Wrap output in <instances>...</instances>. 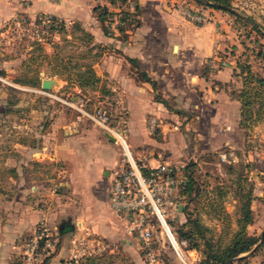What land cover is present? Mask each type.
<instances>
[{
    "label": "crops",
    "instance_id": "0c3cea01",
    "mask_svg": "<svg viewBox=\"0 0 264 264\" xmlns=\"http://www.w3.org/2000/svg\"><path fill=\"white\" fill-rule=\"evenodd\" d=\"M80 1L0 0V17L10 18L16 11L35 17L49 14L65 22L66 27L75 20L91 34L92 44L101 47L98 59L92 65L104 87L103 91L94 92L118 103V113H124L127 118L124 127L127 141L137 156L144 157L150 165L157 163L159 157L154 155L157 151L173 160L185 156L187 145L178 131V113L169 109L167 98L172 96L177 101L183 98L181 92L189 84L186 79L192 80L193 76L205 91L204 95L214 96L217 107L223 109H218L215 114L208 113L209 123L218 116L232 118L240 115L236 96L227 94L223 88L212 90L210 82L201 76L202 64L207 56H212V47H221L223 36L232 35L230 23L225 19L229 13L208 7L211 19L197 26L177 13L169 0H125L137 5H134V12L139 9L140 14L135 27H123L126 34L121 36L120 28L106 33V19L101 20L93 11L96 5L117 10V0H82L81 12ZM218 20L220 27L224 26L229 33L216 30ZM194 27L202 30L194 31ZM188 28H191L190 32ZM212 59L219 58L213 55ZM225 69L223 66L214 73L220 80L218 83L221 82L220 86L226 81L218 74ZM143 73L155 81V86ZM59 77L63 83L67 82ZM56 80L54 85H58ZM71 84L74 85L72 88L79 89L76 84ZM156 95L166 103L157 100ZM228 104H233L234 110L227 109ZM34 108L28 115V118L33 117L29 119L34 125L32 132L26 131L34 139L21 135L22 139L6 148L7 153L2 159L0 264H9L14 256L20 255V236L33 232L39 222L55 232L62 221L68 222L66 227L70 230L62 234L58 232L59 244L48 264H70L71 233L78 228L123 242L131 250L134 264H141L137 238L126 232L119 223L120 218L109 207L111 182L119 167L117 144L101 127L81 119L80 114L75 117L72 110L56 106L46 110ZM151 117L160 121L157 124L161 135L155 136L148 130L147 122ZM239 126L242 127L240 121ZM261 195V192L257 193L251 201L253 221L246 227L248 233L258 234L264 225V222L261 225L255 223L259 210L264 208L258 198ZM217 228H221L220 223Z\"/></svg>",
    "mask_w": 264,
    "mask_h": 264
},
{
    "label": "rangeland",
    "instance_id": "374dc122",
    "mask_svg": "<svg viewBox=\"0 0 264 264\" xmlns=\"http://www.w3.org/2000/svg\"><path fill=\"white\" fill-rule=\"evenodd\" d=\"M193 1L198 3V0ZM205 1H207L205 4H198L210 7L208 0ZM81 3L82 0L78 4L80 12L83 9ZM230 5L235 14L227 12L229 14L225 19L230 23L232 35L223 36L221 47L218 48L215 45L212 47V56H207L202 64L201 76L210 82L212 90L223 88L227 94L236 96L242 87V65H249L253 72L264 75V0H230ZM115 6L118 9L112 10L114 12L119 10L128 12L129 21H124L125 23L121 26L133 29L140 14L139 9L134 12V8H132L131 12L129 10L131 9L130 3L128 4L124 0L122 2L117 0ZM34 17L22 11H16L15 15L10 18L1 19L0 17V187L4 184L1 175L3 173L2 159L7 153L6 148L11 146V143L22 139L21 135L33 138L27 133L32 132L31 128L34 126L29 121L33 117L28 118L29 112L35 109L34 107L46 110L56 106L59 109L72 110L76 117L80 114V110L76 106L82 105L83 108L90 111L96 106H101L110 111L111 125L125 127L127 123L124 113H118V109H116L118 103L114 99L94 92V90L103 91L104 89L99 83V78L92 86L85 85L82 89L80 87H78L79 89L72 88L74 85L70 82L63 83L59 79L61 78L59 76L64 78L68 73H75L77 67L86 70L88 65L98 59V51L101 47L92 44V40L89 42L88 36L76 29L75 25L78 22L75 20L69 24V27L63 26L59 35L58 32L57 34H48L43 40V44H39L41 40L36 38L35 30L39 31L41 25H37L36 22L39 16ZM209 17L208 20L211 19L210 15ZM107 21L110 20L107 19ZM193 23L199 26L204 22ZM216 23L215 27L218 25ZM219 24L221 25V22ZM105 27L108 31L106 23ZM194 28V31L202 30L200 27ZM220 29L223 33H229L224 30V26L216 30ZM190 31L191 28H188V32ZM213 31L215 32L214 29ZM119 32L121 36L126 34L122 29ZM45 53L48 55L46 56ZM213 55L218 56L219 59L213 60ZM69 66L72 70L68 72L66 68ZM223 66H226V71L218 75L226 82L220 86L221 82L218 83L220 80L214 76V73ZM196 70H199L198 67ZM24 75L34 77L36 85L21 84L14 80L16 77H24ZM44 78H56L59 81L58 85L43 89L41 81ZM195 79L196 76H193L192 80L186 79L189 84L181 92L184 95L183 98L178 101L174 100L172 96L167 98L171 106L169 109L178 113V131L180 130L181 135L184 136L187 145L185 156L173 160L162 151H157L154 155L159 157L158 152H161L159 158L184 163V165L190 163L198 181L202 202L205 205L208 199L214 200L206 207L202 206L199 209V218L205 225L211 227L212 232L216 235L219 231L217 228L219 223L229 224L230 228L236 227V192H239L241 196L247 195L251 189L255 196L257 193L263 194L264 192V119L245 122L242 127L239 126V121H242L240 115L232 118L218 116V119L209 123V117L206 115L219 112L217 111L219 108L215 103L214 96H205V91L200 88ZM66 100L73 102L74 105L67 103ZM228 105L227 109L234 110L233 104ZM120 116H122L121 119ZM81 119L91 121L101 127L85 116H82ZM119 121L120 123H118ZM156 121L160 122L157 119ZM174 122L177 123L176 120ZM27 124H29L28 127ZM101 128L107 132L105 128ZM159 132L160 127L157 124L152 134L161 135ZM229 141H233V143ZM114 142L118 146L119 164L123 157L122 147L118 141ZM229 150L233 151L234 159L231 157L228 160L222 159L220 154ZM180 200L183 202L185 198ZM220 205H222L223 211L227 212L226 215L221 212V217L218 218L215 214L211 216L206 212L211 206V209L218 213ZM191 206L192 204L189 207L191 208ZM188 210L190 209L188 208ZM174 215V217L170 216L168 224L174 235L177 236L178 227L184 220L185 214L183 216L179 212ZM263 222L264 208H261L255 223L261 225ZM119 223L122 224L121 220ZM48 231H50V237L56 240L58 230H55L57 233L54 230L48 229ZM85 231L84 228L73 230L72 238L78 240L82 236H86ZM31 233L28 231L20 236L22 245ZM90 235L103 238L108 242V246L92 255H84L76 250L78 245L75 246L72 243L73 250H69V254H72L69 259L70 264H134L130 257L131 250L123 242L109 240L96 231H91ZM161 241L158 248L162 251L166 264H201L203 253L200 247L196 248L197 258L188 260L178 256L163 230ZM137 244L141 264H149L144 257L140 243ZM185 247L188 246H182L183 249ZM73 253H77V256H73ZM86 257H90V259L87 260ZM247 264H264L263 246L248 255Z\"/></svg>",
    "mask_w": 264,
    "mask_h": 264
},
{
    "label": "built area",
    "instance_id": "2783aa9c",
    "mask_svg": "<svg viewBox=\"0 0 264 264\" xmlns=\"http://www.w3.org/2000/svg\"><path fill=\"white\" fill-rule=\"evenodd\" d=\"M169 2L177 13L189 21L202 23L210 18L208 8L193 0H169ZM130 5L132 12L135 4L130 2ZM36 22L37 25H41L39 31L35 30L36 38L43 41L48 34H57L62 20L53 19L49 14H41ZM216 22H218L216 23L218 24L216 29H218L220 21ZM123 24L124 21L116 17L110 21L106 20L107 32H116L119 25ZM66 102L74 105L73 102L67 100ZM76 107L82 116L105 128L113 136L114 141L121 144L123 157L111 182L109 207L120 218L126 232L137 238L147 262L166 264L162 251L158 248L162 243V230L166 233L178 256L188 260L197 258V249L194 247L183 249L182 246L187 245V241L183 238L178 239L168 224L170 216L174 217L175 213H179L178 195L181 185L185 182L184 163L159 158L155 165H150L144 157H139L133 152L127 141L126 129L123 126L110 124L111 113L108 109L96 106L90 111L82 105ZM156 126V118H149L148 130L153 132ZM160 154L161 152H158L159 157ZM220 157L228 160L230 157L234 159L235 156L233 151L229 150L221 153ZM164 223L169 227L165 228ZM72 241L75 246L79 247V249L76 247V250L84 255H92L108 246V242L103 238L90 235V233H86V236L78 240L73 238ZM55 244L56 240L50 237V231L39 222L23 243L20 254L26 263L38 262L52 255L55 251ZM73 256H77V253H73Z\"/></svg>",
    "mask_w": 264,
    "mask_h": 264
},
{
    "label": "trees",
    "instance_id": "16d2710c",
    "mask_svg": "<svg viewBox=\"0 0 264 264\" xmlns=\"http://www.w3.org/2000/svg\"><path fill=\"white\" fill-rule=\"evenodd\" d=\"M125 1V0H124ZM205 0H198V3H206ZM210 7L219 9L224 12L235 14L230 5V0H208ZM207 5V6H208ZM137 7V5H135ZM93 11L97 13L101 20H113L114 17L121 21L128 20V12L126 10L111 11L105 5H96L93 7ZM53 19H57L52 16ZM125 23V22H124ZM64 24L63 21L58 27V33L62 30ZM76 29L85 33L89 42L92 40L91 34L87 32L79 23H76ZM120 29H123L119 25ZM86 31V32H85ZM264 36V33H263ZM92 46V45H91ZM100 46V45H99ZM99 55V51H98ZM50 56V55H49ZM52 56V55H51ZM135 61V60H134ZM93 64V63H92ZM87 66L86 70H82L81 67H77L75 73H68L64 79L67 82L76 84L81 89L85 85H93L97 80L93 65ZM68 72L71 69L69 66L66 68ZM2 72V71H1ZM242 73V87L236 94V98L239 101V113L241 116L240 124L244 126L245 122H253L264 119V75L257 74L252 71L249 65L241 66ZM144 77L155 86V81L143 73ZM16 82L21 84L36 85L34 77L24 75V77H16ZM156 99L166 103L165 99L156 95ZM254 108H256L254 110ZM185 176V182L181 185L178 195V203L182 205V208L178 209L179 212L185 214V219L181 221L177 231L178 239H185L188 247H200L203 253L201 264H247L248 255L252 254L254 250L259 247H264V225L258 234L248 233L247 225L253 221V211L251 209V201L257 196L254 195L253 189H251L247 195H240L236 192L237 199V216L235 217L236 227L230 228L229 224H221V228L217 232V236L212 232V228L205 225L199 218V209L206 207L207 204L214 202L212 199H208L207 204L204 205L201 199V192L199 190L197 178L194 176L193 167L190 163H187L183 167ZM185 201H181L180 199ZM258 198L264 203V192ZM192 204L191 208L189 207ZM188 208L190 210H188ZM218 213L211 209L206 210L211 216L215 214L220 218V213L226 215L227 212L223 211L222 205L218 208ZM70 230L65 227L63 230H58L59 234ZM59 241L56 238L55 251L58 247ZM53 251V253L55 252ZM52 253V254H53ZM51 255L44 257L41 261L26 263L24 262L21 254L12 258L9 264H48ZM84 259V258H83ZM83 259L81 261L83 262ZM85 259L89 260L90 257Z\"/></svg>",
    "mask_w": 264,
    "mask_h": 264
},
{
    "label": "water",
    "instance_id": "95a60500",
    "mask_svg": "<svg viewBox=\"0 0 264 264\" xmlns=\"http://www.w3.org/2000/svg\"><path fill=\"white\" fill-rule=\"evenodd\" d=\"M57 82V80L55 78H44L41 81V87L43 89H49L51 88L55 83ZM106 136L110 139V140H114L113 136L110 135L109 133L106 132ZM68 225L67 221H62L59 225V230H63L66 226Z\"/></svg>",
    "mask_w": 264,
    "mask_h": 264
},
{
    "label": "bare ground",
    "instance_id": "6f19581e",
    "mask_svg": "<svg viewBox=\"0 0 264 264\" xmlns=\"http://www.w3.org/2000/svg\"><path fill=\"white\" fill-rule=\"evenodd\" d=\"M127 143V142H126ZM123 144L125 145V143L123 142ZM128 145V144H127ZM168 225L166 223H164V227L166 228ZM169 227V226H168ZM178 248V247H176Z\"/></svg>",
    "mask_w": 264,
    "mask_h": 264
}]
</instances>
